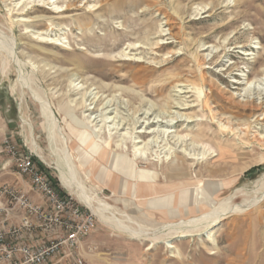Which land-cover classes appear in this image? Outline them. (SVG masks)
Wrapping results in <instances>:
<instances>
[{"label":"rangeland","instance_id":"obj_1","mask_svg":"<svg viewBox=\"0 0 264 264\" xmlns=\"http://www.w3.org/2000/svg\"><path fill=\"white\" fill-rule=\"evenodd\" d=\"M40 31L60 43L42 41ZM0 35V184L29 182L17 173L9 140L70 194L34 95L44 94L79 179L95 203L111 206L103 218L94 213L88 264H264V200L192 236L161 232L228 199L238 205L259 196L264 0H0ZM159 126L189 135L185 147L202 159L180 152L178 142L171 153L174 142L162 137L134 151L138 136H154L138 131ZM126 160L134 178L120 173ZM174 166L187 175L170 177ZM141 172H150L152 186ZM156 197H168L169 207L154 209ZM126 227L152 236L133 238Z\"/></svg>","mask_w":264,"mask_h":264},{"label":"built area","instance_id":"obj_2","mask_svg":"<svg viewBox=\"0 0 264 264\" xmlns=\"http://www.w3.org/2000/svg\"><path fill=\"white\" fill-rule=\"evenodd\" d=\"M6 144L17 173L42 201L23 185L0 184V264H88L84 244L95 214L62 192L31 152Z\"/></svg>","mask_w":264,"mask_h":264},{"label":"bare ground","instance_id":"obj_3","mask_svg":"<svg viewBox=\"0 0 264 264\" xmlns=\"http://www.w3.org/2000/svg\"><path fill=\"white\" fill-rule=\"evenodd\" d=\"M52 10H54V12H56V13H59V12L63 11L62 9H60V8H58L56 6H54L52 8ZM39 37L44 42H50V43H56V44L60 43L59 42L60 41L59 38L53 37L47 31H40ZM0 47H1V45H0ZM11 49H13V47H11ZM251 86H252V84L249 87H247L246 89L248 91H251L252 88H253V87L251 88ZM254 89H256V88L254 87ZM34 95H35V99L41 105V115H42V117L45 120L44 121V126H45V129L48 132L49 142L53 146L56 154H58V156H59V160H58V163H57V168H58V171H59V179H60L61 185L70 194L74 195L79 201H81L93 213H95L96 215L99 214V215H101V217L104 216V213L106 211L110 210L111 206L108 203L103 202L101 200H98L95 203V200L92 197V195H89V193L86 190V187H85L84 183L82 182L83 180L81 181L79 179V173H78L76 165L74 164V162L72 160V157H71V155L69 153L70 151L68 152L67 142H66L65 138L60 133V129H59L60 126H59V123H58V120H57V116H56V113L52 109L50 101L46 98V96L44 94L41 95L39 93H34ZM95 119L96 118H94L93 121ZM24 121L25 120H23V122ZM113 121H114V119L111 122H113ZM153 122L154 121H152V123ZM219 122L222 123L221 121H219ZM167 123H169V122H167ZM27 124H28L29 128L32 130L33 125L31 123H27ZM114 124H118V122L117 123L114 122ZM148 124H150V121L148 122ZM222 124H223L222 126L225 125L224 123H222ZM158 125H160V124L158 123ZM225 126L227 127V125H225ZM160 127L161 126L157 127L158 129L156 127H151L148 130H139L138 131L139 133H143V134H153L154 133V136L151 137V138H148V139H142L141 136H138L137 140L134 142V146H133L134 147V151H143V150L146 151V150H149V149H153V147L155 148L157 146V142H158L159 138L162 137L168 143H173L174 142V145L169 147V149H171V151L173 150L171 153H174L175 151H177L176 148H175L177 144H175V142H178L180 144V148H179L180 152H182V153L184 152L185 154H190V155H192L191 157L196 158V159H202V157L199 156L201 153L200 154L198 153V155L196 156L197 152L192 154L191 153V149L189 151V148L185 147V145H186L185 142H187L186 140L189 139V135H175L174 133L176 132V130L173 127H162V128H160ZM32 132H33V130H32ZM259 137L264 142V134L259 135ZM31 145H32V148H33V152L36 153L44 162L47 163L46 159L41 154L40 147H39L38 143L33 138L31 140ZM166 147H168V146L166 145ZM194 148H195V146H194ZM168 152H170V151H168ZM202 154L206 156L208 154V152L205 150V151L202 152ZM194 156H196V157H194ZM171 158L172 157H170L169 159H171ZM258 182H259V185H258L259 196L258 197L254 198L252 200H247L246 202L240 203L238 205H236V204L235 205L228 204L229 203V201H228L229 199H228L225 202L220 203L219 206L213 207L210 211H208L207 213H204L202 216H200L198 218H195V219L190 218V219H188L186 221L178 222L176 224L175 223L165 224V226L163 227V230L161 232H164V235L166 237H170V238L172 237V239H173V237H176V236H186V237L187 236H192V235H195V233L198 230V228H199V230H200V228H207V229L211 230L215 226H218L220 221L228 213H235V212H238V211L247 212V210L250 209L253 205L255 206L256 204H259L261 201L264 200V176L261 179H259ZM88 189H90V188H88ZM111 219H113V218H111ZM129 222H131V221H129ZM120 223H122V222H120ZM114 225H115V223H114ZM121 225H119V227ZM124 225H126V224H123L122 226H124ZM126 231L133 238H141L142 236H152V235L146 234L147 231H145L144 234H143L142 232H140L141 230L140 231H136L134 229H130V227H126ZM211 232H210L209 235H212ZM153 238H157V236L155 237V235H154ZM171 242L172 241H170V239H166L165 243L167 244V246L169 248H175V245H173ZM172 256H174V255H172Z\"/></svg>","mask_w":264,"mask_h":264},{"label":"crops","instance_id":"obj_4","mask_svg":"<svg viewBox=\"0 0 264 264\" xmlns=\"http://www.w3.org/2000/svg\"><path fill=\"white\" fill-rule=\"evenodd\" d=\"M120 161V160H119ZM117 166H119L120 167V164L118 163V165ZM121 166H123L125 169H123V173H122V171L119 169V172L121 173V174H123L124 176H126L127 178H134V170L132 169L133 167L130 165V163H127V160H126V162H125V164H122ZM187 175V173H183L182 171H180V170H177V168H176V166H174V168L173 167H171V172L169 173V176L170 177H174V178H180V176H186ZM139 176H140V178L141 179H143V181L145 182V183H147L146 185H148V186H152V184H153V179H152V177H151V174H150V172H141L140 174H139ZM154 176V175H153ZM151 177V178H150ZM26 189L27 190H29V192H30V194H31V196L35 199V200H37V201H42V198L40 197V195H38L36 192H34V191H32L31 190V186H30V183L28 182L27 184H26ZM148 192H146L145 194H143L142 196H147L148 194H147ZM152 194V193H151ZM168 197H163V198H158V197H156L155 199H153V201L151 202V204H153L154 203V205H153V208L154 209H157V210H163V209H166L167 207H169V205L170 204H168L167 202H168ZM167 200V201H166ZM86 243V242H85Z\"/></svg>","mask_w":264,"mask_h":264}]
</instances>
